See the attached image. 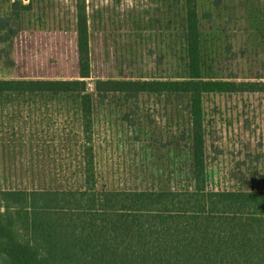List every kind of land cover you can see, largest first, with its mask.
I'll return each instance as SVG.
<instances>
[{
  "label": "rangeland",
  "instance_id": "374dc122",
  "mask_svg": "<svg viewBox=\"0 0 264 264\" xmlns=\"http://www.w3.org/2000/svg\"><path fill=\"white\" fill-rule=\"evenodd\" d=\"M85 10L97 80L186 77L183 0H0V80H75L76 11ZM203 76L264 82V0H197ZM99 187L163 190L189 160L188 98L141 96L93 104ZM205 156L215 191H264V94L204 100ZM73 104L0 100V188L71 185L79 151ZM47 171L33 180V169ZM67 169V170H66ZM63 171V172H62ZM56 173V174H54Z\"/></svg>",
  "mask_w": 264,
  "mask_h": 264
},
{
  "label": "trees",
  "instance_id": "16d2710c",
  "mask_svg": "<svg viewBox=\"0 0 264 264\" xmlns=\"http://www.w3.org/2000/svg\"><path fill=\"white\" fill-rule=\"evenodd\" d=\"M183 4L184 79H107L90 88L89 32L80 7L77 79L0 80L2 101L73 104L80 129L79 151L68 156L63 173L71 185L0 188V264H264V191L209 188L204 126L206 97L264 94V82L205 78L197 0ZM141 96L188 98L191 146L189 160L175 170L179 184L163 190L101 188L91 140L93 104ZM40 172L33 169V180L50 173Z\"/></svg>",
  "mask_w": 264,
  "mask_h": 264
}]
</instances>
